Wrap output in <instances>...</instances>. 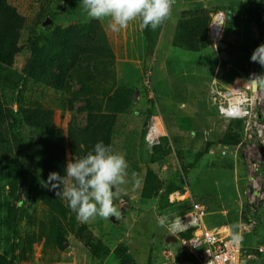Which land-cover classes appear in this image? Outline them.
<instances>
[{
	"label": "rangeland",
	"instance_id": "rangeland-1",
	"mask_svg": "<svg viewBox=\"0 0 264 264\" xmlns=\"http://www.w3.org/2000/svg\"><path fill=\"white\" fill-rule=\"evenodd\" d=\"M11 2L27 17L24 37L33 43L42 35L41 44H47L46 36L50 37L56 24L67 27L75 23L87 25L92 21L85 19L79 8L80 0ZM202 8L210 9L212 14L227 9L218 55L212 45L193 54L182 51L173 43L184 12ZM43 17L47 22L43 23L44 19L38 26ZM99 21L115 53L113 73L117 86L136 91L131 112L118 116L112 146L115 152L125 156L128 164L125 183L119 186L121 193L114 202L121 217L119 220L96 217L87 223H79L74 214L62 217L49 208L42 198L44 186L35 135L21 127L26 151L24 158L31 168L33 200L28 203L27 197L22 196L25 216L15 225L17 232H7L8 242L0 239V253L9 260L13 257L12 264H121L124 256L129 261L127 264H158L163 250L172 248L177 250V258L181 259L186 255L179 250V242H167L169 231L157 226V217L167 215L182 219L196 201L208 207L209 215L205 218L208 226L230 224L236 230L241 221L252 222V228L244 236L246 246L264 245V199L258 198V205L253 209L248 200L253 161H260L264 178V144L262 147L252 144L249 148L244 145L239 152L241 155L237 156L229 151L228 146L227 155H222L221 151H212L210 155L207 151V142L224 138L231 127L235 137L229 141V146L241 145L244 129L233 120L227 121L218 115L211 99L212 86L216 82L226 86L232 80L242 84L251 82L253 73L264 75V67L250 60L253 51L264 44V0H176L171 18L150 32L151 46L155 47L153 54L139 27V19L119 31H113L107 19ZM231 35L235 40L229 38ZM26 57L25 53L16 58L10 69H0L4 101L14 111L19 106L28 105L52 109L55 124L63 132L73 120L85 124L84 102L75 99L80 83L71 78L70 92L46 86L22 74ZM9 75L12 78L6 80ZM149 75L152 76L153 92L145 87L150 86ZM15 96L18 101L14 100ZM153 98L154 103H151ZM154 113L157 114L150 118ZM154 122L158 129L160 122L164 124L165 134L160 143L167 138L170 152L164 159L151 164L149 159L154 149L149 150L143 133L146 123L152 125ZM158 129L155 128L151 137L159 135ZM206 130L209 140L203 136ZM147 167H152L164 180L175 178L178 190L168 198H165L166 186L159 192L144 195ZM185 167H191L189 172L183 173ZM179 171L185 177H177ZM5 189L7 191V187ZM181 189H185L184 193ZM164 199L173 206L166 205ZM72 225H87L88 229L74 232ZM91 235L103 242L106 255L103 250L99 255L93 253V243L89 242Z\"/></svg>",
	"mask_w": 264,
	"mask_h": 264
},
{
	"label": "trees",
	"instance_id": "trees-1",
	"mask_svg": "<svg viewBox=\"0 0 264 264\" xmlns=\"http://www.w3.org/2000/svg\"><path fill=\"white\" fill-rule=\"evenodd\" d=\"M225 11L227 12V9ZM184 14L176 29L173 43L180 46L182 51L193 54L207 50L211 43L209 28L213 21L212 11L202 8L185 11ZM45 18L40 19L38 26L47 22ZM257 20L261 23L260 19ZM26 24L27 17L19 12L11 0H0V69L12 68L16 58L26 53L22 74L64 92L71 91L70 79H75L80 83L75 99L84 102L82 110L86 111V122L80 125L73 120L69 123L67 131L63 132L55 124L52 109L28 105L19 106L18 110L14 111V108L4 101L0 89V239L3 238L4 242L9 241L7 232H17L15 225L25 216L22 196L27 197L28 203L33 200L31 168L24 158L26 151L20 128L29 129L31 135H35L34 144L39 147L42 182L46 181L53 171L64 175L68 160L86 155L97 142L103 141L105 145L113 146L118 116L130 113L135 105L136 91L117 86L113 73L115 53L99 20L94 19L87 25L75 23L67 27L56 24L50 37L46 36L48 43L45 45L41 44L42 35L37 36L34 43L25 39ZM151 30L149 27L142 31L146 36L148 49L152 50L153 54L155 47L151 46ZM10 78L11 75L6 80ZM148 80L150 86L145 87L147 91L151 88L153 92L151 75ZM14 100L18 101V97ZM151 103H154V98ZM155 114L157 113L152 114L150 118ZM233 123L241 127L240 129L244 127V119H234ZM146 126L149 128V123H146ZM147 127L143 133L145 144ZM231 128L220 142L216 139L207 142L210 153L213 151V145H230L229 141L235 137ZM167 142V138H163L159 145L153 147L154 151L149 159L151 164L168 155L170 148L166 145ZM260 146L262 147L261 144ZM189 168L191 167L183 168V173L189 172ZM177 177L183 178L185 175L179 171ZM175 181V178L164 180L152 167H147L144 195L152 191L159 192L166 186L165 198H168L178 190ZM181 190L184 193L185 189ZM42 198L49 208L60 216L75 215L66 206L67 202L56 196L55 191L43 187ZM164 200L166 205L173 206L167 199ZM86 229L87 225L71 226L74 232ZM89 242L93 243L95 255H99L102 250L107 254L101 240L91 235ZM28 248L31 250L29 245ZM12 260L13 257L9 260L0 253V264H12ZM128 262L124 256L121 264Z\"/></svg>",
	"mask_w": 264,
	"mask_h": 264
},
{
	"label": "clouds",
	"instance_id": "clouds-1",
	"mask_svg": "<svg viewBox=\"0 0 264 264\" xmlns=\"http://www.w3.org/2000/svg\"><path fill=\"white\" fill-rule=\"evenodd\" d=\"M175 2L176 0H80L79 8L82 9L86 20L107 19L113 31L124 29L137 19L140 21V29L150 27L156 30L171 18ZM250 60L264 67V44L253 51ZM250 81L260 89L264 86V75L253 73ZM159 127H162L161 122ZM149 128L146 141L149 150H152L154 146L160 144V139L164 135L158 132L157 139L150 142L147 139ZM127 167V160L123 154L115 152L111 145L99 141L86 155L68 160L64 175L53 171L42 184L45 188L55 191L58 198L67 202L66 206L75 213V219L79 223H87L96 217L104 220L114 217L119 220L121 212L114 202L121 193L119 186L125 183ZM184 225L180 217L170 218L167 215L157 217V226L166 228L173 234L182 230Z\"/></svg>",
	"mask_w": 264,
	"mask_h": 264
},
{
	"label": "built area",
	"instance_id": "built-area-1",
	"mask_svg": "<svg viewBox=\"0 0 264 264\" xmlns=\"http://www.w3.org/2000/svg\"><path fill=\"white\" fill-rule=\"evenodd\" d=\"M220 14L223 17V26L217 27L216 21ZM226 14L225 10H219L210 26V47L211 45L215 47L216 55L219 54L218 47L224 37ZM211 99L221 118L227 121L244 119L241 145L237 144L229 150L234 156L241 152L244 145L249 148L252 144H264V89L262 87L258 92H253L251 82L241 84L233 81L226 86L216 82L212 86ZM155 124L156 122L152 123L148 131L147 139L150 142L155 139V136L151 137ZM208 134V130L203 133L206 140H209ZM226 148L222 145L211 147L214 152L221 151L222 155H227ZM252 164H254V170L249 176L248 187L251 209L258 205V198L264 199V179L260 172V161H253ZM208 213L206 204L192 202L185 216L182 217L185 223L183 229L175 234L171 232L167 234L176 238L175 242H179V250L186 256L178 259L177 250L164 249L158 264H264V245L247 247L242 236L243 232L249 231L254 223L241 222L239 231L235 233L230 225L209 227L205 222Z\"/></svg>",
	"mask_w": 264,
	"mask_h": 264
},
{
	"label": "crops",
	"instance_id": "crops-1",
	"mask_svg": "<svg viewBox=\"0 0 264 264\" xmlns=\"http://www.w3.org/2000/svg\"><path fill=\"white\" fill-rule=\"evenodd\" d=\"M214 15V14H213ZM235 31H237V30H235ZM224 32H225V24H224V29H223V34H224ZM230 39H233V40H235V36L234 35H231L230 37H229ZM223 40V39H222ZM234 80H232L231 82H233ZM219 84H221L220 82H219ZM158 117H160V116H158ZM165 126H164V124L162 123V127H161V130H159L158 132L161 134V135H164L165 133H164V131H163V128H164ZM212 140H215V139H212ZM222 140V138L221 139H219V142ZM229 148V150H232L233 149V146H228ZM209 151V150H208ZM218 150H216V152H217ZM208 153V152H207ZM209 154L211 155V154H213V153H210L209 152ZM239 155H241V153L239 154ZM205 204V203H204ZM209 212V211H208ZM208 215H209V213H208ZM241 222H243V221H241ZM240 222V223H241ZM239 223V224H240ZM243 223H245V222H243ZM223 225H230V224H223ZM220 226H222V225H220ZM231 226V225H230ZM209 227H215V226H209ZM231 228L233 229V231L236 233V232H238L239 231V226H238V228L236 229V230H234V228L231 226ZM247 233H249V231H244L243 232V234H242V236H243V240H244V244H245V239H244V236L247 234ZM246 245V244H245Z\"/></svg>",
	"mask_w": 264,
	"mask_h": 264
},
{
	"label": "water",
	"instance_id": "water-1",
	"mask_svg": "<svg viewBox=\"0 0 264 264\" xmlns=\"http://www.w3.org/2000/svg\"><path fill=\"white\" fill-rule=\"evenodd\" d=\"M223 26V25H222ZM252 83V82H251ZM259 90V87L255 86L253 83H252V91L253 92H258ZM176 241V238L174 236H167V242L168 243H175Z\"/></svg>",
	"mask_w": 264,
	"mask_h": 264
},
{
	"label": "bare ground",
	"instance_id": "bare-ground-1",
	"mask_svg": "<svg viewBox=\"0 0 264 264\" xmlns=\"http://www.w3.org/2000/svg\"><path fill=\"white\" fill-rule=\"evenodd\" d=\"M223 20V17L221 16V14H220V16L218 17V19H217V21H216V26L217 27H220V23H221V21ZM155 128H156V130L158 129V126H155Z\"/></svg>",
	"mask_w": 264,
	"mask_h": 264
}]
</instances>
